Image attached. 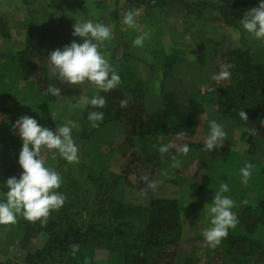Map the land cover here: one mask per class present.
<instances>
[{"label":"rangeland","instance_id":"obj_1","mask_svg":"<svg viewBox=\"0 0 264 264\" xmlns=\"http://www.w3.org/2000/svg\"><path fill=\"white\" fill-rule=\"evenodd\" d=\"M203 2L208 5L206 9L201 7ZM236 2L251 10L262 0H159L152 7L133 0H0V183L6 184L10 177L19 179L22 175L19 155L15 153L16 143L21 141L14 128L17 119L32 117L53 132L71 120L78 126L71 132L78 146V162L69 163L56 150L42 149L40 157L63 181H81L82 165L89 159L85 154L88 150L96 151L105 169L121 178L112 194L115 200L143 207L159 199L179 202L180 240L164 248L161 264H264V248L254 253L251 249L255 245L250 241H228L225 237L213 249L206 246L202 235L211 227L209 207L221 182L228 187L232 184L229 177H223L221 171L226 167L219 162L228 153L235 154L243 165L250 158V144L242 141L234 122L221 116L211 100L215 88L228 82L212 79L227 66L228 51L250 50L264 61V40L242 28L243 18L230 25L218 11L207 10ZM129 11L137 13L135 27L123 23ZM88 20L111 29L110 39L93 43L98 44V50L117 73L123 74L128 68L137 84L141 82L144 112H161L162 95L170 93L196 117L193 134L151 138L145 143L128 141L123 135V125L112 121L97 128L86 141L81 140L82 114L89 106L84 100L96 95V89L88 82L61 83L47 58L52 51L63 50L72 42L83 43L82 38L73 36V25ZM145 32L149 38L143 46H134L133 41ZM32 63L34 67H28ZM49 85L60 88L61 94L47 93ZM211 120L223 126L226 140L222 147L205 151L204 140ZM167 144L175 147L168 153H160L159 148ZM184 144L190 149L186 155L179 151ZM173 156L180 161L179 168L171 167ZM252 156L254 162L264 165V118ZM151 181L160 183L156 190H148L144 195L142 190ZM246 188L236 195H244L256 209L257 203L264 201V190ZM56 191L63 193L60 189ZM228 192L224 195L228 196ZM254 215H259V209ZM254 219L248 217L244 227L251 240L264 235L263 225L252 226ZM1 235L0 264H27L28 255L41 249L47 240L44 234L35 235L21 248L16 242L8 245ZM108 257V251L95 249L93 264H106ZM34 261L65 264L59 258L35 257Z\"/></svg>","mask_w":264,"mask_h":264},{"label":"trees","instance_id":"obj_2","mask_svg":"<svg viewBox=\"0 0 264 264\" xmlns=\"http://www.w3.org/2000/svg\"><path fill=\"white\" fill-rule=\"evenodd\" d=\"M133 2L152 7L158 4L159 0ZM250 4H252L250 7H254L253 3ZM205 6H208L205 2L201 3V7L206 9ZM248 8L246 4L236 2L207 10L218 11L226 24L235 25L237 20L243 18L249 11ZM256 54L250 50L228 51L225 58L227 66H231L228 68L230 78L225 85L215 88L211 99L218 113L230 118L238 128L242 141L251 146L247 163L254 167L247 188L241 182L239 171L245 164H240L235 154L228 153L226 159L219 163L226 167L221 171L223 177H229V182L232 183L229 185L228 196L235 201L236 206L232 211L238 218L236 227L229 229L226 239L250 241L255 245V249H251L254 253L264 248V235L260 234L257 239L251 240L244 232L245 221L248 217L255 218L252 223L254 228L256 225L264 226V201L257 203L259 215H254L257 210L253 209L240 193H244V188L264 190V165L254 162L252 156L257 135L251 136L245 132L247 128L252 127L257 133L264 118V61L259 60ZM16 55L24 56L23 53ZM10 59L11 57L8 61ZM15 60L20 65L19 58ZM28 67H34L33 63L28 64ZM32 69L34 71V68ZM118 74L121 84L107 93H99L106 98V107L95 109L89 104L83 112L81 140L86 141L97 128L112 121L123 125L125 128L123 135L128 141L134 139L135 142L145 143L151 141V138L178 136L181 132L193 134L197 120L188 107L178 103L168 93L162 95V111L147 114L142 104L144 95L141 93V82L140 85L137 84L128 68H125L123 74ZM122 99H129L125 108L120 107L119 101ZM241 110L246 113L247 122L239 117ZM91 111L104 112V119L96 128H93L87 119ZM17 143L15 153L19 155L22 141ZM85 156L89 159L82 165L84 177L77 183H72L71 179L62 180L63 188L59 189L66 197V201L59 210L50 213L47 226L42 225L40 221L31 222L18 216L16 224L0 225L1 237L8 245L16 242L23 248L33 236L39 234L47 236L44 246L28 255L27 264H36L35 257L42 260L59 258L65 264H93L95 249L108 251L106 264H161L164 248L177 244L180 240L179 202L159 199L143 207L130 205L120 199L115 200L112 194L119 186L117 183L118 181L120 183L121 178L105 169L96 151L88 150ZM4 185L5 183H0V202H5L4 195L8 191ZM242 189L244 191H241ZM237 191L240 192L238 195ZM255 234L257 235V231ZM74 244H78L79 249L73 254ZM244 254L246 255V253L242 255Z\"/></svg>","mask_w":264,"mask_h":264},{"label":"clouds","instance_id":"obj_3","mask_svg":"<svg viewBox=\"0 0 264 264\" xmlns=\"http://www.w3.org/2000/svg\"><path fill=\"white\" fill-rule=\"evenodd\" d=\"M137 13L129 11L125 13L123 23L128 27H135L134 17ZM242 28L257 39L264 40V0L258 7H254L244 14L240 20ZM73 36L83 39V43L72 42L63 50L56 49L48 56V61L57 74V79L61 83L69 85H81L85 82L90 83L96 89V95L92 98H85L84 102L90 104L95 109L106 107V98L100 95V92L107 93L121 84V79L116 70L109 61L98 50V44L93 40L104 41L111 38L112 31L108 26L101 23H93L91 20L75 22L73 25ZM91 39H90V38ZM149 38V33L145 32L138 36L134 41V46L142 47L144 41ZM226 66L213 75L214 81L220 82L230 78V71ZM47 93L52 96H59L61 89L54 85H49ZM129 99L119 101L120 107L125 108ZM239 117L247 122L246 113L241 110ZM87 119L91 126L96 128L99 122L104 119L103 111L89 112ZM78 127L74 121H66L63 126L50 131L48 128L38 124L37 120L22 116L15 122L14 128L22 141V148L19 153L18 164L22 169V175L19 179L10 177L4 186L8 191L5 196V202H0V225L16 224L18 216L25 220L36 222L40 221L42 225L47 226L48 217L53 210H59L65 203L66 197L56 191L60 188L62 178L60 174L45 166V161L41 159L42 149L56 150L58 154L69 163L78 162V146L75 144L71 132ZM209 134L204 140V150L212 151L223 146L226 140V132L223 126L216 120L209 122ZM251 136H256V130L249 127L245 130ZM180 136L187 135L186 132L179 133ZM173 144L163 145L159 152L168 153ZM179 151L187 154L190 149L187 144L180 146ZM171 167L173 169L180 167V161L173 156ZM254 165L246 163L239 171L242 177V184L247 186L252 175ZM172 177H169L171 179ZM147 181V177H144ZM160 181L148 182L143 194L148 190H156ZM229 191L227 183L221 182L219 190L214 194V198L209 207L211 214V227L206 228L202 235L206 241V246L216 248L221 240L228 235L231 228H235L238 218L232 211L236 206L235 201L224 195ZM244 203H247L244 201ZM73 254L79 249L78 244L72 246Z\"/></svg>","mask_w":264,"mask_h":264}]
</instances>
